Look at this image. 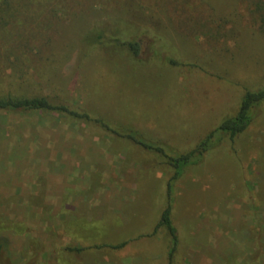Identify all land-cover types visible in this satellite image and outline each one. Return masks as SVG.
Segmentation results:
<instances>
[{"label":"rangeland","instance_id":"374dc122","mask_svg":"<svg viewBox=\"0 0 264 264\" xmlns=\"http://www.w3.org/2000/svg\"><path fill=\"white\" fill-rule=\"evenodd\" d=\"M263 85L264 0H0V94L88 116L0 111V264H264V102L175 182V249L143 145L189 151Z\"/></svg>","mask_w":264,"mask_h":264},{"label":"trees","instance_id":"16d2710c","mask_svg":"<svg viewBox=\"0 0 264 264\" xmlns=\"http://www.w3.org/2000/svg\"><path fill=\"white\" fill-rule=\"evenodd\" d=\"M119 22L122 26L124 23ZM108 27L112 31L117 30V21L109 20ZM119 34H123L125 31L119 28ZM102 38V34L98 35V40ZM134 54L138 53V43L130 42L125 44ZM264 102V85L258 89H246L243 94L237 111L232 115L225 116L217 125V127L203 137L193 149L180 153L177 157L167 155L164 152L162 146H151L149 144H143L147 148H151L161 155L167 158L169 166L173 169V175L167 183V194L168 203L162 211L161 217L153 233H156L160 228H165L171 238L173 239L175 249L178 236L177 230L173 223L172 212H173V196H174V185L182 174V171L189 165L196 164L203 160L205 154L208 152L213 139L217 135L226 136L230 139H234L248 129L254 119V109ZM0 111H41L51 112L58 111L60 114H68L76 117H88L86 114L77 112L74 109L69 108L66 105H53L50 99L46 96L39 95H14V94H0ZM127 242L113 246V248L120 249L125 247ZM2 250V244L0 243V255ZM71 251H82V248H69Z\"/></svg>","mask_w":264,"mask_h":264}]
</instances>
